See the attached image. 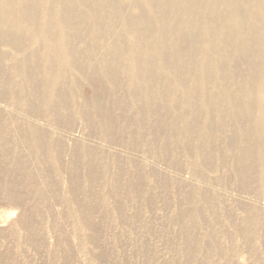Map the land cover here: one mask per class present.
Instances as JSON below:
<instances>
[{"label": "bare ground", "instance_id": "obj_1", "mask_svg": "<svg viewBox=\"0 0 264 264\" xmlns=\"http://www.w3.org/2000/svg\"><path fill=\"white\" fill-rule=\"evenodd\" d=\"M0 106L10 141L1 151L12 159L0 187L24 207L22 226L47 198L46 178L59 185L67 172L60 154L83 152L58 131L87 129L97 143L85 192L110 166L95 158L114 144L187 174L191 211L198 183L212 184L202 167L229 168L246 185L264 177V0H0ZM20 148L51 170L13 175L27 167Z\"/></svg>", "mask_w": 264, "mask_h": 264}, {"label": "rangeland", "instance_id": "obj_2", "mask_svg": "<svg viewBox=\"0 0 264 264\" xmlns=\"http://www.w3.org/2000/svg\"><path fill=\"white\" fill-rule=\"evenodd\" d=\"M91 90L85 86L79 94L87 98ZM58 132L55 140L70 148L82 145L83 152L60 154L67 169L59 170L62 184L46 178L47 198L26 210L27 227L19 222L24 207L8 202L0 187V264H264V177L259 172L246 185L234 181L228 167L222 174L202 167L212 184L198 183L202 198L197 196L190 211L187 174L155 165L148 156L142 163L138 154L127 155L113 144L94 160L109 163L108 171L96 169L98 181L85 192L91 184L84 171L97 143L87 129ZM5 142L10 145L0 138L1 178L12 164L1 151ZM17 153L27 167L13 175L51 170L48 159L39 162L25 148ZM77 175L79 191L71 184Z\"/></svg>", "mask_w": 264, "mask_h": 264}]
</instances>
